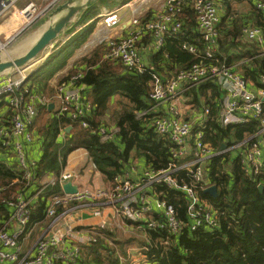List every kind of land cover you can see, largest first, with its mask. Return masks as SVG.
<instances>
[{"label": "built area", "instance_id": "built-area-1", "mask_svg": "<svg viewBox=\"0 0 264 264\" xmlns=\"http://www.w3.org/2000/svg\"><path fill=\"white\" fill-rule=\"evenodd\" d=\"M17 1L0 0V14L8 13ZM61 1L63 0H49L46 4L39 5L28 2L18 11L21 14V27L7 39H0V51ZM253 6L264 15V0H253ZM189 10L194 13L195 29L201 46L184 41L181 48L198 61L169 75L150 72L149 104L145 109L136 111L137 118L144 126L170 141L171 160L167 166L155 170L145 165L139 170L131 162L124 173L114 178L108 189L80 188L76 185L79 174L73 169L64 168L58 174H49L48 179L39 182V187L31 196L17 194L8 201H3L11 208V212L0 227V263L72 264L79 254L80 244L94 240L95 227L86 238H82L72 223L78 218L76 212L83 208L92 209L91 214L100 218L96 227L101 228L121 227L120 221H131L149 229H166L174 237L184 228L189 231L200 227L209 230L218 228L220 222L217 210L208 199L199 194L208 186L215 185L205 176L208 162L214 157L227 154L229 163L238 158L239 165L248 175L264 173V74L259 76L257 84L245 79L237 70V66L242 63L264 60L263 27L248 23L242 30L244 40L257 48L251 57L232 65L220 63L215 54L222 19L219 0H163L162 6L152 17L143 20L144 16H134L125 35L108 38V49L103 59L118 61L125 69L143 72L147 66L139 53L142 40L148 36L152 42L148 43L147 49L150 52L157 51L167 35L182 32ZM97 17H101L104 25L113 27L120 22V7L104 10ZM232 18L233 16L228 17ZM204 59H211L212 62L206 64ZM31 65L30 63L0 75V97L4 98L10 110L9 126L0 128V138L17 157L19 166L24 171L26 184L31 178V169L25 158L26 146L32 145L35 139L30 126L37 112V104L47 102L45 97L34 93L28 97L24 95V92H28L24 83L30 74ZM81 77L82 73L77 72L57 83L55 96L59 105L56 115H66L71 120L78 119L82 127H87L88 123L83 118L90 113L93 105L82 96L84 84L79 82ZM207 81H213L221 93L217 107L220 125L247 124L255 120V132L219 150L204 140L209 106L202 104L194 107L186 101V97ZM117 130L115 125L101 124L97 133L101 141H111ZM30 164L34 165V162ZM66 182L76 185L77 192L67 194L62 191L61 195L50 197L46 211V216L50 218L48 226L34 242L31 253L23 254L20 236L23 238L29 233H24V230L29 221L31 204L45 187L55 184L62 186ZM158 185L182 193L186 201L185 223L178 219L174 204L163 196L165 194L162 190L157 189ZM2 190L3 187L0 186V193ZM96 204L109 207L111 218L103 208L94 207ZM58 207L62 208L60 212H56ZM11 227L14 228L12 231ZM163 243L167 244L168 240ZM142 249L137 247L138 255L127 253L112 264H136L133 261L139 256L140 263L147 264Z\"/></svg>", "mask_w": 264, "mask_h": 264}, {"label": "trees", "instance_id": "trees-1", "mask_svg": "<svg viewBox=\"0 0 264 264\" xmlns=\"http://www.w3.org/2000/svg\"><path fill=\"white\" fill-rule=\"evenodd\" d=\"M129 0H92L83 7L75 20L66 28L67 34L72 33L77 26L81 28L74 32L65 42L59 44L41 63L38 69L30 73L24 85L28 92L24 95L50 90L49 78L54 70L65 65L72 51L81 46L95 27V18L102 7L113 8ZM243 0H219L221 7V23L217 40L216 57L220 63L232 65L240 60L251 57L257 48L243 37V28L252 23L264 28V15L255 10L253 0H249L253 10L238 17L231 10L232 2ZM188 19L183 30L178 35L169 34L163 45L151 52L152 63L156 66L147 67L143 72L125 69L118 61L103 59L108 49L107 42L96 45L79 62L83 68L72 67L58 81L66 80L71 75L81 72L79 82L91 87L89 101L93 109L85 119L87 127H82L80 121L71 120L66 115L48 117L47 105L37 104V112L31 124L42 140L41 155L36 161H31L29 150L25 153L26 161L31 169L29 183L23 177L24 171L17 163L0 160V227L8 219L11 208L3 201H8L17 194L31 196L39 187V180L49 174H58L65 166L67 155L77 149L84 148L95 168L102 174L105 181L113 183L114 178L125 172L134 159L144 161L152 169L165 168L171 160V144L166 138L157 135L151 128L143 125L137 118L136 111L145 109L148 104L150 91V72L163 74L165 70L172 72L190 66L198 61L192 54L181 48L184 41L201 46L199 35L194 24V13L187 12ZM233 16L232 19H228ZM149 18L146 15L143 20ZM146 38V37H145ZM148 43L151 44L152 39ZM210 64L211 59H204ZM55 65V68H54ZM264 60L257 59L242 63L237 70L245 79L258 83V78L264 74ZM174 69V70H173ZM171 72V73H172ZM262 87H264L262 85ZM113 95H118L116 109H109ZM187 96L189 103L200 106L207 104L209 114L204 125V140L219 150L246 138L256 131L257 121L247 124L221 126L217 120V107L221 93L213 81L200 84ZM6 105L0 97L1 108ZM7 106V105H6ZM113 110V111H112ZM112 111L117 132L111 141H101L97 131L103 124V115ZM10 116V110H8ZM70 127L66 131V128ZM0 138V149H8ZM33 149V146H31ZM30 148V149H31ZM15 155V154H14ZM12 162V161H11ZM34 162V165L30 164ZM183 175V173H181ZM207 180L217 187V195L211 196L203 191L199 194L208 199L219 215L220 226L215 229L200 227L194 231L186 228L174 237L166 229H149L144 231V240L140 242L147 264H264V173L250 176L244 172L238 163V158L229 163L227 154L214 157L208 162L205 170ZM189 180V179H186ZM259 185L263 189H259ZM35 187L31 188V187ZM163 191L167 200L172 202L177 211V217L185 223L186 201L181 192L164 186H157ZM59 184L45 187L42 193L31 204L29 221L24 233L30 231L37 222L46 219V211L52 195H61ZM102 200H99V202ZM94 207L101 209L102 205ZM62 208H57L60 212ZM94 240H89L79 246V254L72 264H112L119 261L120 256H126L127 244L131 239H117L114 231L109 228L95 227ZM22 236H20V240ZM168 240V243H163ZM145 247V249H144Z\"/></svg>", "mask_w": 264, "mask_h": 264}, {"label": "crops", "instance_id": "crops-1", "mask_svg": "<svg viewBox=\"0 0 264 264\" xmlns=\"http://www.w3.org/2000/svg\"><path fill=\"white\" fill-rule=\"evenodd\" d=\"M27 1L28 0H18L14 4L13 8L16 10V7H20L24 5ZM33 1L43 2L47 0H33ZM62 2L63 1H61L60 3ZM162 3H163V0H129L128 2H125L122 5L118 6L120 7L121 19H120V22L113 27H108L104 25V23H102V21L98 19L96 21L95 27L93 28L89 36L86 38L85 42L81 46L75 48L72 51V54L69 55L63 67H60L57 70H54L53 75L49 78V86L51 87L52 91L50 92V90H46V91H43L42 94L40 92H36L37 95L43 96L47 100V102L44 105H47L48 117H51L54 115V113H56L58 105H59V100L55 96V88H56L58 81L61 79L62 76H64L68 72L70 68L72 67L83 68L79 60L81 59V57L86 55L89 51H91L96 46L95 45L94 47L90 48L93 42L95 40L98 42L100 37L106 34H108L109 38L125 35L130 28V20L134 16L139 15L141 17L142 16L145 17L146 15H149V17H152L156 13V11L160 9V7L162 6ZM54 9H52L51 11H53ZM51 11L47 13L45 16H43V18L42 17L40 18L41 20L39 21V24L36 23V25L38 24L37 27H39V31H38L39 34L44 29V27L48 24L50 20L49 14L51 13ZM4 15L5 14H2V15L0 14V37L2 38L13 33L14 29L18 27L17 25L18 21L16 20L15 16L11 17L9 15H6V16ZM80 28H81L80 26H77L75 30L70 34H67V32L64 31L63 34L57 37V39L53 42V44L46 49L48 51L45 54H50L55 48H57L59 44H62L63 42H65L74 32L78 31ZM1 40H5V38ZM148 41L149 39L147 37L142 40V42L139 45V50H140L139 53H140L142 60L146 64V66L153 68V66H156V65L152 63L151 52L147 49ZM6 57H9V56H6L4 54V58ZM44 59H45L44 56H41L33 60L32 62L34 63L36 62V63L32 64L29 67V70H31L30 73L38 69L39 66L41 65L40 63L43 62ZM54 68H55V65H54ZM171 72L172 70H165L163 74L169 75ZM91 92H92L91 87L84 84L82 96L85 99L89 100V96ZM186 98H187L186 101L189 102L190 98L188 96ZM121 99L123 100V98H121L120 96L113 95L109 102V109H116L118 107L119 100ZM6 105H4L1 108L0 128H5L9 126V116H8L9 108ZM107 112L109 113V115H111L110 111H107ZM108 113L103 115L104 121L106 120V118H108L109 116ZM112 125H115V120L112 121ZM31 129L34 131L35 139L32 145L26 146V150L30 151L29 152L30 157L33 158L31 161H34V160L36 161V158H38L41 155L42 140L40 136L36 134L35 128L32 127ZM31 146H33V149L31 148ZM0 160L10 162V163H17V165L19 166L17 157L14 155V153L5 148L0 149ZM134 160L132 161V163L137 165L139 170L145 167L144 161L138 160V159H136L137 161H134ZM64 168L73 169L78 172L79 177L76 181V185H78L80 188H102L104 189V187L109 186V182L105 181L102 174L95 167H93L92 161L90 160L88 153L84 148H77L71 151L67 155ZM48 176L49 175L44 176L42 179L39 180V182L41 183L44 180L48 179ZM31 188L35 189V187L33 186ZM102 208L105 212L106 210L107 211L110 210L109 207L104 206V205H102ZM91 211L92 209H86V208L80 209L76 212L78 218L76 220H73V222L71 221L73 225H75V229L79 231V235L82 238H86L90 234V230L96 227L100 222V218L97 216H93L91 214ZM49 221H50V218L46 217L45 220L41 222H37L36 224L32 226V229L29 231V233L21 239L23 254H26V253L30 254L32 251L34 241L32 242V244L29 243V241H30V238H32L34 230L39 229L40 234H41L42 231H44V229L48 226ZM13 229L14 228L11 227L10 231H12ZM0 264H12V263L2 262Z\"/></svg>", "mask_w": 264, "mask_h": 264}, {"label": "rangeland", "instance_id": "rangeland-1", "mask_svg": "<svg viewBox=\"0 0 264 264\" xmlns=\"http://www.w3.org/2000/svg\"><path fill=\"white\" fill-rule=\"evenodd\" d=\"M34 2V4H46L49 0L47 1H43V2H36V1H33V0H28L24 5L20 6V7H16V10L12 7L10 9V11L8 13H5L4 16L6 15H9V16H15L16 17V20L18 21V27L14 29L13 33L16 32L22 25L21 23V19H20V15L18 13V11L24 7L28 2ZM64 1V0H63ZM116 7H113V8H107V7H102L101 11H104V10H112ZM231 10L232 12H235V14L238 16V17H241L242 14H247L248 11L250 10H253V6L252 4L250 3L249 0H243L241 2H232L231 4ZM100 14V13H99ZM43 18V17H42ZM97 20L100 19L101 20V17H95ZM41 19H38L37 21H34L33 23H31L21 34H18L14 40H12L7 47H5L4 50L0 51V59H3L4 58V54L6 56H10V57H14V56H17L18 54H21L23 53L29 46L30 44L24 48V43L27 39H30V37L32 36H35V34H39V27H37V25L39 24V21ZM75 20V18H74ZM73 20V21H74ZM72 21V22H73ZM36 23H38L36 25ZM13 33L7 35L6 37L8 38L9 36H11ZM6 37H4L5 39H7ZM36 37V36H35ZM34 37V38H35ZM2 37H0V39H4ZM108 34L106 35H102L100 37V39L98 40V42L95 40L93 42V44L90 46V48L94 47L95 45H98L100 44L101 42L103 41H107L108 39ZM36 39V38H35ZM34 39V40H35ZM98 43V44H97ZM48 50H45V52L43 54H39V57L41 56H44V54L47 52ZM8 58V57H6ZM5 58V59H6ZM36 63V62H35ZM35 63H31V64H35ZM42 63V62H41ZM40 63V64H41ZM194 107H197L194 105ZM185 110L184 111H187L186 108H184ZM109 115V113H108ZM112 121H114V117L113 115H109L108 118H106L105 120V125L107 126H111L112 125ZM134 161H137L136 159ZM110 186V184H109ZM108 186V187H109ZM108 187H104V189H108ZM89 189H95V188H89ZM102 189V188H101ZM105 212V211H104ZM110 211L106 210V214L108 215V217L111 218V215L109 213ZM117 222V221H116ZM121 222V227H116V226H108L106 228H109L110 230L114 231V234L116 235V238L118 239H131V243L130 244H127V248H126V253H129V254H133V255H138L139 251L137 250V247H139L138 245H140V242L138 241H142V239L144 240V231H142L140 229V227H137L135 225H131L129 224L128 222ZM120 222L118 221L117 223L120 224ZM40 235V231L39 229H35L34 232H33V235H32V238H30V241L29 243L32 244V242L36 241V239L38 238V236ZM140 257V256H139ZM139 257L138 258H135V260L133 261L134 263L136 264H141L140 260H139Z\"/></svg>", "mask_w": 264, "mask_h": 264}, {"label": "water", "instance_id": "water-1", "mask_svg": "<svg viewBox=\"0 0 264 264\" xmlns=\"http://www.w3.org/2000/svg\"><path fill=\"white\" fill-rule=\"evenodd\" d=\"M92 0H64L62 3L56 6V8L49 14V22L40 32L34 42L21 54L15 57H8L0 59V75L17 68L24 67L30 64L33 60L39 57V54H43L45 50L53 44V42L59 37L69 24L74 20L78 12L88 5ZM49 54H44L46 58ZM67 127L66 130H69ZM225 147L223 143L221 149ZM62 191L67 194H73L77 192L76 185L71 182L62 184ZM259 189L262 190L263 186L259 185ZM205 193L216 196V185H210L204 189Z\"/></svg>", "mask_w": 264, "mask_h": 264}, {"label": "bare ground", "instance_id": "bare-ground-1", "mask_svg": "<svg viewBox=\"0 0 264 264\" xmlns=\"http://www.w3.org/2000/svg\"><path fill=\"white\" fill-rule=\"evenodd\" d=\"M36 36V37H35ZM35 36L30 37V39H27L24 43V48H26L30 43L32 44L34 42V39L37 38L38 34H35ZM35 37V38H34ZM30 44V45H31ZM34 63V62H33Z\"/></svg>", "mask_w": 264, "mask_h": 264}]
</instances>
